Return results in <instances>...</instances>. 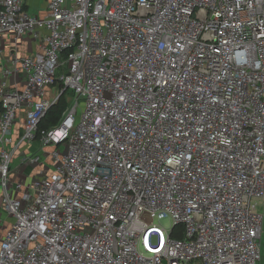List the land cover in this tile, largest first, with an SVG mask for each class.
<instances>
[{"label":"built area","instance_id":"built-area-1","mask_svg":"<svg viewBox=\"0 0 264 264\" xmlns=\"http://www.w3.org/2000/svg\"><path fill=\"white\" fill-rule=\"evenodd\" d=\"M48 10L0 0V36L40 42L0 74V225L13 218L0 264H258L264 0H48ZM67 89L75 104L40 129ZM37 139L42 153L26 160L43 163L48 147L51 171L13 186L14 154Z\"/></svg>","mask_w":264,"mask_h":264},{"label":"crops","instance_id":"crops-1","mask_svg":"<svg viewBox=\"0 0 264 264\" xmlns=\"http://www.w3.org/2000/svg\"><path fill=\"white\" fill-rule=\"evenodd\" d=\"M26 3V7L32 13H35L40 16H46L49 13L48 10V0H24ZM0 74L1 69L5 61H7L12 52H18L21 55L27 56L34 54L40 50V42L38 40L33 39L30 35H22L16 37L13 33H4L0 36ZM12 82L19 86H23L25 83V79L23 76L19 78H13ZM58 90V86H53L49 89L50 96L56 95ZM0 112H1V104H0ZM24 111H21L19 114V119L13 128L14 138H18L23 129L24 125ZM4 146L0 142V154L3 150ZM42 146L40 141L37 139L32 143H25L21 145L13 157L12 162V185L14 186L17 182H21L23 184L31 183L35 178H38L42 175V171H51V159L49 157V148L44 149L43 155V163H32L26 160V158H30L36 154L42 153ZM17 194H19L17 192ZM0 201H1V192H0ZM13 218L7 213H3V222L0 225V238L6 233L12 224Z\"/></svg>","mask_w":264,"mask_h":264},{"label":"trees","instance_id":"trees-1","mask_svg":"<svg viewBox=\"0 0 264 264\" xmlns=\"http://www.w3.org/2000/svg\"><path fill=\"white\" fill-rule=\"evenodd\" d=\"M67 91L68 89L61 94L58 102L55 105H53V107L50 109L47 115L41 120L40 129L50 128L59 122L64 111L70 105V103L67 102V97H66Z\"/></svg>","mask_w":264,"mask_h":264},{"label":"rangeland","instance_id":"rangeland-1","mask_svg":"<svg viewBox=\"0 0 264 264\" xmlns=\"http://www.w3.org/2000/svg\"><path fill=\"white\" fill-rule=\"evenodd\" d=\"M66 97H67V102L70 103L71 106H73L75 104V102H76L75 92L69 89L66 92ZM82 114H83V107L82 106H78L77 119H80ZM24 120H25V116H24ZM257 201L260 204L261 211L264 214V197L257 199ZM156 224H159L162 227L167 229V228L171 227L172 219L169 216H164V217L159 218V219L157 218L156 219ZM258 264H264V234H263V237H262V259L260 260V262Z\"/></svg>","mask_w":264,"mask_h":264}]
</instances>
